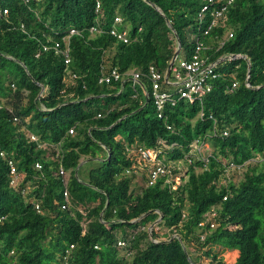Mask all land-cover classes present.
Returning <instances> with one entry per match:
<instances>
[{
    "label": "trees",
    "instance_id": "16d2710c",
    "mask_svg": "<svg viewBox=\"0 0 264 264\" xmlns=\"http://www.w3.org/2000/svg\"><path fill=\"white\" fill-rule=\"evenodd\" d=\"M202 4L0 0L8 11L0 14V264H202L191 245L217 263L220 249L236 251L233 264H264V0H235L208 34ZM116 15L127 42L90 33L94 24L108 30ZM71 27L80 33L68 39L69 62L43 50L63 46ZM177 37L180 56L197 39L209 45L221 75L201 104L180 99L159 118L142 87L133 97L127 72L153 66L165 74ZM113 68L123 83H99ZM195 139L212 148L202 152L207 160L192 156ZM136 144L172 164L169 174L183 165L180 181L168 174L165 186L163 178L146 185L154 164L134 168L125 146ZM9 160L23 175L15 186ZM231 170L241 172L237 182ZM210 210L216 226L199 227Z\"/></svg>",
    "mask_w": 264,
    "mask_h": 264
},
{
    "label": "built area",
    "instance_id": "2783aa9c",
    "mask_svg": "<svg viewBox=\"0 0 264 264\" xmlns=\"http://www.w3.org/2000/svg\"><path fill=\"white\" fill-rule=\"evenodd\" d=\"M203 4L199 11V19L204 20L205 17L208 19V24L205 27L203 33L208 34L209 31L214 27L223 26L227 19V10L228 7L235 0H202ZM96 11L100 9L99 1L96 2L95 5ZM8 13L7 9H0V14ZM122 23V18L119 15H116L113 18V21L108 28V30H103V28L99 24H94L90 26L89 31L91 34L108 32L113 37L121 40L123 42H127L129 39L128 31L126 27H120ZM80 30L75 27H71L69 29L68 35L63 38L64 45L61 46L60 42H55L52 46L42 45L43 50H47L52 48L54 53L62 54L65 57V62H69V37L73 34H79ZM228 37L232 34L227 33ZM225 35V37H226ZM223 40L220 41V44H223ZM211 48L209 45H206L203 41L197 39L194 47L189 55L180 56L178 54L176 60L173 62L170 67L169 74L166 76L162 74L153 66H150L148 72L142 73L138 70H130L127 72L128 79L131 82V85L134 89L133 97L138 95V91H136V87L140 86L143 88L144 94L148 99H151L157 112V116L159 118L164 117V107L168 104L174 105L180 99L188 100L189 102L198 101L200 104L202 103V98L204 95L209 93L213 88V83L216 78H218L221 73L216 70L218 61H210L205 51ZM38 54V53H37ZM124 74L120 73L116 68L111 69L109 72L105 71L99 77V83H112L121 81L123 83ZM142 76L148 81L149 87L146 85L145 80H143ZM147 87H146V86ZM237 85V81H233L231 87L232 90ZM13 86V85H12ZM1 108V104H0ZM200 120L203 121L202 111L199 112ZM167 128L171 126L169 124L166 125ZM69 132L72 133L73 130L69 129ZM223 135H226L227 132L223 131ZM32 139H35L33 135H30ZM207 145L206 142L199 141L195 139L190 144L192 156H199L202 160H207V158L202 157L203 148ZM126 151L128 155L133 158L137 164H134V168L143 167L144 163L151 162L154 164L153 167L149 168L147 171V181L146 185H154L158 180L163 178L162 185L165 186L168 184V178H165L169 174V165L157 160V152H155L152 148H146L143 145H126ZM0 155L4 157V153L0 152ZM197 158V159H199ZM10 167V176L11 181L10 184L12 186L17 185L18 182L22 179V174L17 173L15 165L11 160L8 161ZM36 169H41V165L37 162L35 163ZM60 174L63 176V181H66V172L60 168ZM170 175V174H169ZM225 198V197H224ZM64 199L68 201V195L66 190L64 191ZM35 207L39 209V204L35 202ZM65 207V205H62ZM216 212L214 210H210L204 220L199 222V227H205L208 224V230L213 229L216 226L215 222ZM2 217H0L1 220ZM205 232L201 234L200 238L204 239ZM123 241H118V245H123ZM73 245H70L72 248Z\"/></svg>",
    "mask_w": 264,
    "mask_h": 264
},
{
    "label": "rangeland",
    "instance_id": "374dc122",
    "mask_svg": "<svg viewBox=\"0 0 264 264\" xmlns=\"http://www.w3.org/2000/svg\"><path fill=\"white\" fill-rule=\"evenodd\" d=\"M211 150H212V148L210 146H208V144H207L203 148L204 155L206 156V154H208ZM197 158H199V156H197ZM95 163H96L95 161L87 162L85 167L93 166ZM171 165H169V167H171ZM140 171H142V168L140 169ZM184 172H185V167L183 165H179L178 168H177V172L171 173L170 176L175 182H179L180 181V177H181V175L184 174ZM229 173H230V176H232V178H233V180L235 182H237L241 178V172L240 171L232 172V170H231ZM66 176H67V174L65 175V177ZM223 182H225V180H223ZM141 185H143V181H141L139 176L136 179H134L132 181V183H131V186L135 187L136 189L140 188ZM156 229L160 230V228H157V227H156ZM161 232H165V229L162 228ZM195 247H196L195 245H191V246H188V249H189V251L192 253V255L194 257H197L200 260V262L202 264H221L220 262L217 263L216 261H214L212 259V257H207L204 254V252H203L205 250H201V249L198 250ZM218 252H219V255L222 256L223 264H233V261L235 259V255H236V251H233V250H220L219 249Z\"/></svg>",
    "mask_w": 264,
    "mask_h": 264
},
{
    "label": "water",
    "instance_id": "95a60500",
    "mask_svg": "<svg viewBox=\"0 0 264 264\" xmlns=\"http://www.w3.org/2000/svg\"><path fill=\"white\" fill-rule=\"evenodd\" d=\"M180 49H181V43H180V40H179V38L177 37V49H176V51H175V53H174V55L172 56V58H171V60H170V62H169V65H168V68H167V70H166V76L169 74V71H170V67L172 66V64H173V62L176 60V58H177V56H178V54H179V52H180ZM231 58H236V57H240V56H238V55H231L230 56ZM243 58H245V56H242ZM249 74H250V64H248V71H247V78H246V80L248 81V78H249ZM251 88H258L259 86H257V87H253V86H250ZM149 99L148 98H146V101H148ZM148 213V212H147ZM172 238V237H171ZM170 238V239H171Z\"/></svg>",
    "mask_w": 264,
    "mask_h": 264
}]
</instances>
